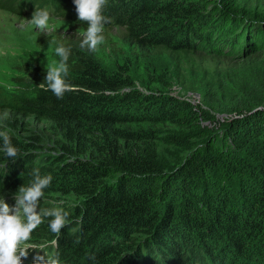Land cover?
I'll return each instance as SVG.
<instances>
[{
  "label": "trees",
  "instance_id": "1",
  "mask_svg": "<svg viewBox=\"0 0 264 264\" xmlns=\"http://www.w3.org/2000/svg\"><path fill=\"white\" fill-rule=\"evenodd\" d=\"M33 1L86 30L73 0ZM102 15L104 29L175 55L182 71L197 53L231 65L204 72L189 89L196 104L145 93L127 66L109 70L80 40L65 44L71 91L44 90L45 74L31 94L0 104V131L18 150L15 159L0 151V196H15L38 169L52 180L37 211L68 213L58 243L50 217L29 242L47 244L60 264H264V8L108 0Z\"/></svg>",
  "mask_w": 264,
  "mask_h": 264
},
{
  "label": "rangeland",
  "instance_id": "2",
  "mask_svg": "<svg viewBox=\"0 0 264 264\" xmlns=\"http://www.w3.org/2000/svg\"><path fill=\"white\" fill-rule=\"evenodd\" d=\"M6 1L0 0V104L20 92L31 94L36 82L47 74L46 68L59 59L54 55L55 46L65 45L72 39L81 41L85 32L70 22L50 15L49 30L41 33L29 22L37 9L34 7L35 1L16 0L19 5L16 6L17 12L1 9ZM241 1L249 6L264 8V0ZM102 35L103 43L94 51L98 60L109 70L124 65L130 68L136 88L145 93L164 94L200 104L201 95L189 89L204 78L206 70L224 69L231 65L226 60L207 58L197 53L182 60L186 65L182 71L180 60L175 55L164 51H141L129 45L123 29H104ZM2 113L5 112H0V122L4 117ZM208 126L212 127V124ZM173 158V154L166 157L167 161ZM0 197L10 207L15 206V196ZM28 246L35 249L28 250L27 257L22 258V264H34L37 256H45L47 253V244L28 241Z\"/></svg>",
  "mask_w": 264,
  "mask_h": 264
},
{
  "label": "clouds",
  "instance_id": "3",
  "mask_svg": "<svg viewBox=\"0 0 264 264\" xmlns=\"http://www.w3.org/2000/svg\"><path fill=\"white\" fill-rule=\"evenodd\" d=\"M108 0H73L78 20L87 24L80 43L81 48L95 51L103 43L104 25L106 18L102 15ZM50 13L38 10L32 13L29 21L35 29L41 33L49 30ZM70 49L59 44L54 48V55L59 59L46 68L47 75L41 87L51 91L58 99L72 90V86L66 81ZM0 151L8 158L15 159L18 150L11 143L10 136L0 131ZM34 179L29 186H21L15 195V206L10 207L0 197V264H22V258L27 257L28 246L32 233L44 222L45 218H51L48 223L50 231L58 238L61 230L68 226V213L60 208L40 209L37 211L40 200L44 196V189L49 187L52 177L40 176L39 170L34 169ZM43 250V249H42ZM37 256L34 264H60L58 256Z\"/></svg>",
  "mask_w": 264,
  "mask_h": 264
}]
</instances>
